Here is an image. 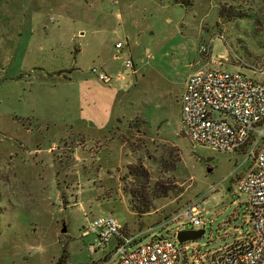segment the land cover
<instances>
[{
  "label": "rangeland",
  "instance_id": "1",
  "mask_svg": "<svg viewBox=\"0 0 264 264\" xmlns=\"http://www.w3.org/2000/svg\"><path fill=\"white\" fill-rule=\"evenodd\" d=\"M174 1L0 0V264H57L63 249V264H114L111 245L86 250L90 220L142 233L132 249L193 228L165 222L194 200L204 233L181 246L247 231L236 185L252 161L191 143L180 96L203 69L264 83V0Z\"/></svg>",
  "mask_w": 264,
  "mask_h": 264
},
{
  "label": "built area",
  "instance_id": "2",
  "mask_svg": "<svg viewBox=\"0 0 264 264\" xmlns=\"http://www.w3.org/2000/svg\"><path fill=\"white\" fill-rule=\"evenodd\" d=\"M116 47L121 48L122 44L117 43ZM201 51L207 53L205 47ZM219 60L221 65L222 57ZM124 67L136 74L130 58L125 59ZM243 67L253 73L262 72L261 67ZM91 71L103 83L112 80L100 67H92ZM180 122L182 134L191 143L251 159L250 169L236 185L237 192L246 199L247 231L208 251H201V246L194 243L181 246L183 243L175 237L180 228H175L173 239L154 235L148 242L129 249L142 238V233L128 234L116 219L100 216L83 226L81 236H93L86 250L91 255L106 253L111 245L108 252L114 264H204L206 260L211 264H264V83L241 71L198 70L185 81L180 96ZM172 222L203 229L200 200L190 202L165 223Z\"/></svg>",
  "mask_w": 264,
  "mask_h": 264
},
{
  "label": "water",
  "instance_id": "3",
  "mask_svg": "<svg viewBox=\"0 0 264 264\" xmlns=\"http://www.w3.org/2000/svg\"><path fill=\"white\" fill-rule=\"evenodd\" d=\"M208 172H210V169H208ZM61 232H66L65 226L61 229ZM204 233L203 229H181L177 231L175 237L178 243H186V242H194L197 241L202 237Z\"/></svg>",
  "mask_w": 264,
  "mask_h": 264
},
{
  "label": "trees",
  "instance_id": "4",
  "mask_svg": "<svg viewBox=\"0 0 264 264\" xmlns=\"http://www.w3.org/2000/svg\"><path fill=\"white\" fill-rule=\"evenodd\" d=\"M173 2H174V3H183V2H181V1H174V0H173ZM142 172H143V173H141V175H140L141 177H143V176L145 175V173H144L143 170H142ZM131 173H132V171H131ZM132 174H133V173H132ZM153 198H158V195L153 196ZM146 211H148V210H145V209H144L143 212H146ZM63 253H64V254H61L60 257L58 258L57 264H63V263H62L63 260L67 259V251H66V249H63ZM63 255H65V256H63ZM65 264H67V263H65Z\"/></svg>",
  "mask_w": 264,
  "mask_h": 264
},
{
  "label": "crops",
  "instance_id": "5",
  "mask_svg": "<svg viewBox=\"0 0 264 264\" xmlns=\"http://www.w3.org/2000/svg\"><path fill=\"white\" fill-rule=\"evenodd\" d=\"M119 53L121 54V50H119ZM114 57H119L118 55H114Z\"/></svg>",
  "mask_w": 264,
  "mask_h": 264
}]
</instances>
